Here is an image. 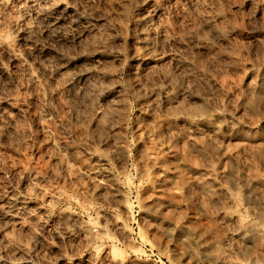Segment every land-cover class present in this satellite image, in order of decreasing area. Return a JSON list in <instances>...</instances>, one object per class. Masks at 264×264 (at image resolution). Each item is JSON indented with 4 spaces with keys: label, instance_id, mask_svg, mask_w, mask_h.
I'll return each mask as SVG.
<instances>
[{
    "label": "rangeland",
    "instance_id": "rangeland-1",
    "mask_svg": "<svg viewBox=\"0 0 264 264\" xmlns=\"http://www.w3.org/2000/svg\"><path fill=\"white\" fill-rule=\"evenodd\" d=\"M0 264H264V0H0Z\"/></svg>",
    "mask_w": 264,
    "mask_h": 264
},
{
    "label": "bare ground",
    "instance_id": "bare-ground-1",
    "mask_svg": "<svg viewBox=\"0 0 264 264\" xmlns=\"http://www.w3.org/2000/svg\"><path fill=\"white\" fill-rule=\"evenodd\" d=\"M93 171V170H92ZM103 172V171H102ZM86 173V172H85ZM90 173V172H89ZM99 174V171L96 173V175H98ZM101 174L102 173H100V175H99V177L101 176ZM86 175V174H85ZM110 175V174H109ZM95 176V175H94ZM94 176H92V177H94ZM89 177V176H88ZM97 177V176H96ZM105 178H106V176H105ZM97 179V178H96ZM95 179V180H96ZM92 180V179H91ZM99 182H100V180H99ZM103 182V181H102ZM95 183V182H94ZM101 183V182H100ZM109 183V182H108ZM99 183H97V185H98ZM104 184V183H103ZM96 186V185H95ZM100 186V185H99ZM108 187V186H107ZM96 189V188H95ZM102 189H103V187H102ZM103 191V190H102ZM99 192V191H98ZM127 205V204H126Z\"/></svg>",
    "mask_w": 264,
    "mask_h": 264
}]
</instances>
